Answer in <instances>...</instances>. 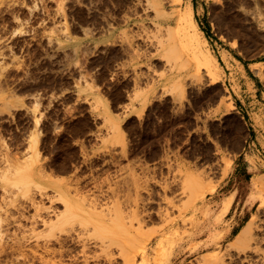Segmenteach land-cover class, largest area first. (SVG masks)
<instances>
[{"label": "rangeland", "instance_id": "obj_1", "mask_svg": "<svg viewBox=\"0 0 264 264\" xmlns=\"http://www.w3.org/2000/svg\"><path fill=\"white\" fill-rule=\"evenodd\" d=\"M190 1L191 30L212 58L200 70L169 68L156 36L172 21L164 18L158 28L142 0H0V174L32 154L35 134L29 174L40 185L25 196L11 188L10 196L0 178V264H123L114 252L103 255L90 225L75 221L48 233L64 210L59 190L106 220L116 212L128 217L136 205L144 218L139 232L150 237L135 264H167L172 241L181 252L173 264L197 263L199 253L187 260L190 211L172 209L167 230L157 212L166 199L178 200L187 175H209L205 182L219 196L209 218L234 234L246 211L247 219L264 218L259 192L248 186L253 175L264 177V152L249 149L253 104L232 61H264V0H229L232 9L221 0L226 11L219 15L212 14L216 0ZM256 67L262 77L263 65ZM229 161L233 174L223 183L219 172ZM238 182L247 189L223 212L219 198ZM224 236L226 245L232 239Z\"/></svg>", "mask_w": 264, "mask_h": 264}, {"label": "bare ground", "instance_id": "obj_2", "mask_svg": "<svg viewBox=\"0 0 264 264\" xmlns=\"http://www.w3.org/2000/svg\"><path fill=\"white\" fill-rule=\"evenodd\" d=\"M142 1H144L145 3L144 11L151 9L152 14L154 13V20L155 21L158 20V22H154V23L158 28L162 26L160 20H164V18L169 19L173 22V23L169 22L166 29L164 28L165 30L164 35L159 34L156 36V42L158 43V46L159 45L161 46L162 54L164 58H166V61H168V63L170 64L169 68H171V70H173L174 68L175 69L176 68L180 69L182 67L184 68L186 64H187V68L193 67L199 69L200 66L202 65L205 67L208 66L210 67V65L212 64L211 56L207 54V52L202 48L198 34L195 31L191 30L193 7L190 0H142ZM232 1L229 2V0H222L224 5H227L226 7H230V8L231 5L234 6L235 4V2L233 4ZM165 2H167V4L170 7V8L168 7L169 8L168 10L165 8ZM216 2L218 3L219 6L213 9L214 13L212 12V14H216V13L218 14L217 11L221 10L222 6H224L221 0H216ZM140 3L143 4V2ZM257 4L259 3L257 2ZM223 11H226V9ZM228 11L230 10L228 9ZM221 16H219L218 18H220ZM223 23L224 21L222 22V24ZM224 26L225 25H223V27ZM193 72L191 71L188 75L192 74L191 76L193 75L197 76L196 75L197 73L193 74ZM177 78L178 77H176L173 80L174 86L177 83V81H175ZM142 91L138 90V92L135 93L136 94L139 92L141 93ZM135 96L136 95H134V97ZM141 98L142 101H144L145 103L146 97L143 96ZM34 135L31 136V138H29L30 143L28 144V148L29 150L32 151V154H30V156L27 159H24V162L20 161L21 164L19 162L14 166L11 165L8 166L7 164L6 165L7 167L4 166L2 168L4 170L1 172L0 178L2 181L5 182L4 184L6 185L8 184V186L4 188V191H2L5 192L4 194L6 195L8 193L11 196L10 194L11 188L13 189L16 188L17 191H19L22 195L25 196L28 194L32 185L40 186L39 183L36 182L29 174V170L37 155V151H36L37 138L36 135L35 136ZM233 170H234V165L232 161L226 162L223 168H221L219 172L220 173L219 177L221 179V182L223 183L227 182L231 177L230 175L233 174ZM208 177L209 175L204 174V172L199 173L197 176L187 175V178L184 179L185 180L184 183L185 184L187 183L186 184L187 187L184 188L180 187L179 189L180 192L178 195V197L180 196L178 200H182V197L184 196L186 197V198L184 197L186 200H184V198L181 202L178 201L177 199L173 200L175 199V197L166 199V202L164 201L163 203L164 205L158 208L157 212L159 215L162 216L161 219L163 220L164 223L163 226H165L164 230L165 229L167 230L168 228L172 227V225L175 223L174 219L169 218L172 209L174 208L178 209L179 211L178 210L177 211L180 214H183L187 209L188 211H190V215L187 217V260L188 259L190 260V257L194 253H199L196 264H217L218 262L219 263L222 262V264H225L223 256L226 255L230 261L228 264H264V218H259L255 214L253 216L251 215L248 221H246L242 226V228L237 232V234H234V230L231 226H228L224 223L220 224L216 221L213 222L209 218V216L212 215L209 209L210 208L212 209L215 203L218 202L219 196H218L217 186L210 184V182L208 183L205 182L208 180ZM184 183L183 185L185 186ZM248 186L251 192H259L260 204L257 208L258 210L259 209L263 210L264 209V177L258 174L253 175ZM58 198L63 201L64 210L60 213L58 212L59 214H56L57 217L56 219H54L55 221L53 220L54 222L49 221L50 223L47 226L48 233H50V230H52L55 227H63L66 224H71L75 221H77L80 225H84V226L90 225L92 227V230L94 231L93 236L96 235V237L98 238L97 244L101 248V252L104 251L103 255H106L108 258H111L112 256L111 257L109 256L113 255L114 252L117 257H121L123 264H135L138 249L150 237V234L143 233L142 235V233L139 232L142 229L144 218L138 214L139 212L137 211V209H133L136 205L134 206L133 204L131 210L132 214L130 216L128 217L123 216L121 212L118 213L115 211L116 214L112 215L113 217H110L109 219L106 220L100 216L99 213H101V211H98L97 213V211L95 212L94 209L90 207L87 208L84 207L83 204H81V202L70 197L63 190H59ZM242 216L243 215L237 217L240 219L241 222H242L241 220ZM221 217L217 219L221 220L222 219ZM78 223L76 224L78 225ZM224 228H226V232H223ZM223 236L225 238L232 240L229 241V243H226V245H224L225 240L222 239ZM195 243L198 244L196 245L197 248H195V250L194 249L191 250L190 245H193ZM173 245H174V241L170 242V245L167 248L168 253L166 254V260L164 263L173 264L172 261L181 255V252H178V249L176 251H173ZM212 248H217L218 250L216 249L217 251L215 252V250H213ZM220 250L222 251V253L219 256L214 255L213 252L218 253ZM231 251H233L234 253H232ZM181 262L179 264H181ZM108 264H114V263L112 262V260L109 259Z\"/></svg>", "mask_w": 264, "mask_h": 264}, {"label": "crops", "instance_id": "obj_3", "mask_svg": "<svg viewBox=\"0 0 264 264\" xmlns=\"http://www.w3.org/2000/svg\"><path fill=\"white\" fill-rule=\"evenodd\" d=\"M232 61L235 63L234 66L237 68L235 74H237L239 80L242 79L243 81L242 83H247L249 85V89L246 95L249 101V106L253 104V106L250 107L252 111L251 112L252 122L250 123V129H249L250 132L253 133V139H252L253 148L251 147L249 149L251 151V154L255 156L256 152L257 153L260 152L258 147L262 148L261 151L264 152V120L261 119L262 116L264 117V102H259L261 100L264 101V61L251 60L246 64L243 60H240L238 58H234L232 59ZM258 64L263 65V69L261 70L262 77L258 74L257 71L256 66ZM240 100L242 102L244 101L243 99ZM260 173L264 174V169L260 170ZM243 174L244 172H242L240 175ZM238 183L239 185H237V187L230 188V192L228 190L226 194H223L219 198L220 208H223L226 205V209L223 212H230L231 207L234 208V206L236 205V201L239 198V196L245 193V190L247 188L243 186H246V184L241 182ZM239 186H242V190L240 192H238V190H240ZM247 214H248L247 211L243 214L242 216L243 219L241 218L242 223L248 220Z\"/></svg>", "mask_w": 264, "mask_h": 264}]
</instances>
